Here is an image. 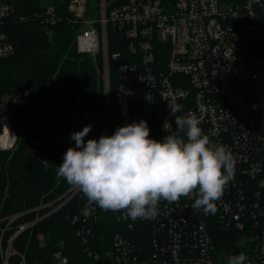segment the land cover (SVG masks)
Listing matches in <instances>:
<instances>
[{"label":"built area","instance_id":"built-area-1","mask_svg":"<svg viewBox=\"0 0 264 264\" xmlns=\"http://www.w3.org/2000/svg\"><path fill=\"white\" fill-rule=\"evenodd\" d=\"M89 2L68 0L64 16L50 6L32 17L46 26L67 20L76 29L79 54L100 59L99 137L111 135L113 122L120 127L145 120L150 138L162 141L170 134L165 121L176 128L168 105L175 100L182 105L176 115L194 114L203 134L226 146L236 163L215 214L193 209L195 195L178 203L162 200L155 219L113 212L117 231L100 241L96 226L102 211L93 205L87 219L82 211L67 216L80 240L77 259L60 244L46 248L48 264H226L240 252L248 257L245 264H264V0H98L93 11ZM15 11L12 0H0V59L16 52L7 20L27 19ZM30 100L23 88L0 97V152L13 151L19 138L5 108ZM68 121L80 124L76 109ZM54 140L65 146L59 136ZM80 193L72 186L57 201L1 216L0 264H29L17 245L34 241L45 247L47 237L37 225ZM217 224L239 234L234 248H218Z\"/></svg>","mask_w":264,"mask_h":264},{"label":"trees","instance_id":"trees-1","mask_svg":"<svg viewBox=\"0 0 264 264\" xmlns=\"http://www.w3.org/2000/svg\"><path fill=\"white\" fill-rule=\"evenodd\" d=\"M12 3L15 14L27 19L19 22L11 17L6 22V33L16 52L0 59V97L23 88L31 100L4 110L19 138L13 151L0 152V217L29 210L41 201H57L72 188L56 175L66 150L75 147L70 134L94 123L93 132L84 139L98 140L104 109L103 80L91 57L79 54L76 29L67 20L46 26L32 17L50 6L64 16L68 0H49L46 4L41 0H12ZM74 109L81 120L77 126L68 121ZM117 127L113 122L111 135ZM56 136L64 141V147L55 142ZM35 143L37 154L32 151ZM86 203L87 198L81 192L37 225L36 231L47 237L45 247L34 241L29 246L17 245V249L29 255V264L37 261L48 264L46 248L56 249L60 244H64L65 253L73 261L77 259L80 240L75 224L67 216L81 213ZM101 211L102 221L96 226V234L100 241L109 240L118 224L113 211ZM214 227V240L221 251L236 246L237 232H229L220 224Z\"/></svg>","mask_w":264,"mask_h":264},{"label":"clouds","instance_id":"clouds-1","mask_svg":"<svg viewBox=\"0 0 264 264\" xmlns=\"http://www.w3.org/2000/svg\"><path fill=\"white\" fill-rule=\"evenodd\" d=\"M175 116V131L162 141L150 138L145 120L117 127L114 134L87 139L92 125L70 134L69 147L58 166L57 177L78 188L87 198L82 215L87 219L96 205L104 211H124L132 220L155 219L163 200L178 203L195 195L192 208L215 214L219 200L233 179L235 159L224 145L213 144L192 113L176 115L182 105L168 103ZM184 133L183 136L180 134ZM244 252L231 255L226 264H245Z\"/></svg>","mask_w":264,"mask_h":264},{"label":"rangeland","instance_id":"rangeland-1","mask_svg":"<svg viewBox=\"0 0 264 264\" xmlns=\"http://www.w3.org/2000/svg\"><path fill=\"white\" fill-rule=\"evenodd\" d=\"M48 1L49 0H41V3L42 4H46V3H48ZM97 2H98V0H90L89 5H90V10L91 11H93L97 7V5H96ZM91 59L96 64L97 71H98V73H100V76H101V78L103 80V76H102V63L100 62V59H98V58H92V57H91ZM93 128H94V123L92 124V130L90 131L89 134H91L93 132Z\"/></svg>","mask_w":264,"mask_h":264}]
</instances>
